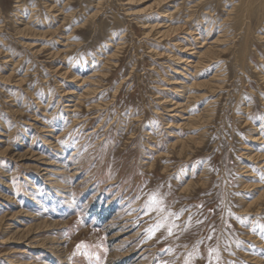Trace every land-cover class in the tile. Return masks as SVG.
Here are the masks:
<instances>
[{
    "label": "rangeland",
    "instance_id": "374dc122",
    "mask_svg": "<svg viewBox=\"0 0 264 264\" xmlns=\"http://www.w3.org/2000/svg\"><path fill=\"white\" fill-rule=\"evenodd\" d=\"M263 24L0 0V264H264Z\"/></svg>",
    "mask_w": 264,
    "mask_h": 264
},
{
    "label": "bare ground",
    "instance_id": "6f19581e",
    "mask_svg": "<svg viewBox=\"0 0 264 264\" xmlns=\"http://www.w3.org/2000/svg\"><path fill=\"white\" fill-rule=\"evenodd\" d=\"M232 4V3H231ZM249 6V5H248ZM189 9V8H188ZM178 10V9H177ZM246 13V12H245ZM191 21V20H190ZM245 22V21H244ZM244 25V24H243ZM264 25V24H263ZM234 44V43H233ZM119 45V44H118ZM203 47V46H202ZM239 48V47H238ZM208 52V51H207ZM206 52V53H207ZM7 53V52H6ZM10 54V53H9ZM237 55V54H236ZM95 72V71H94ZM27 79V78H26ZM76 105V104H75ZM210 114V113H209ZM207 116V115H206ZM198 118V117H197ZM193 120V119H192ZM189 186H192V184L191 183H189ZM261 197V196H260Z\"/></svg>",
    "mask_w": 264,
    "mask_h": 264
}]
</instances>
